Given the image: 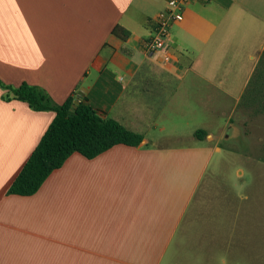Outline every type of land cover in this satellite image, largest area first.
<instances>
[{
    "label": "crops",
    "instance_id": "0c3cea01",
    "mask_svg": "<svg viewBox=\"0 0 264 264\" xmlns=\"http://www.w3.org/2000/svg\"><path fill=\"white\" fill-rule=\"evenodd\" d=\"M168 1L0 0V264L163 263L219 152L211 123L250 98L264 57V0H193L169 28L170 62L146 54ZM21 84L55 104L82 88L80 102L142 142L74 153L33 195H8L55 116L13 99ZM200 247L164 264H219Z\"/></svg>",
    "mask_w": 264,
    "mask_h": 264
},
{
    "label": "rangeland",
    "instance_id": "374dc122",
    "mask_svg": "<svg viewBox=\"0 0 264 264\" xmlns=\"http://www.w3.org/2000/svg\"><path fill=\"white\" fill-rule=\"evenodd\" d=\"M247 92L250 98L222 107L227 115L211 123V131L223 130L219 152L211 155L162 264L195 258L200 244L206 261L264 264V57Z\"/></svg>",
    "mask_w": 264,
    "mask_h": 264
},
{
    "label": "trees",
    "instance_id": "16d2710c",
    "mask_svg": "<svg viewBox=\"0 0 264 264\" xmlns=\"http://www.w3.org/2000/svg\"><path fill=\"white\" fill-rule=\"evenodd\" d=\"M112 34L123 38L128 32L116 26ZM9 90L13 99L25 102L35 111H53L55 116L10 185L8 195H33L51 172L60 168L74 153L92 159L116 145L136 147L142 142L141 135L126 130L110 118H102L82 101L73 108V97L55 104L38 87L21 84ZM203 134L202 130L194 133L197 139Z\"/></svg>",
    "mask_w": 264,
    "mask_h": 264
},
{
    "label": "built area",
    "instance_id": "2783aa9c",
    "mask_svg": "<svg viewBox=\"0 0 264 264\" xmlns=\"http://www.w3.org/2000/svg\"><path fill=\"white\" fill-rule=\"evenodd\" d=\"M193 0H169L163 12L158 13L152 20L151 36L144 44L146 54L161 53L163 62H170V55L165 50L169 38L170 26L182 20V9Z\"/></svg>",
    "mask_w": 264,
    "mask_h": 264
},
{
    "label": "water",
    "instance_id": "95a60500",
    "mask_svg": "<svg viewBox=\"0 0 264 264\" xmlns=\"http://www.w3.org/2000/svg\"><path fill=\"white\" fill-rule=\"evenodd\" d=\"M83 92H84V90L82 88L77 92V97L73 102V108H75L79 104L80 99L83 96Z\"/></svg>",
    "mask_w": 264,
    "mask_h": 264
}]
</instances>
